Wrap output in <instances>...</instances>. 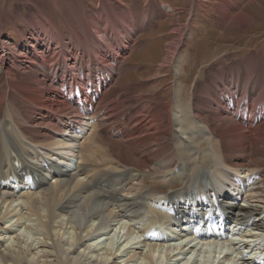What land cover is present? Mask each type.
<instances>
[{
  "label": "bare ground",
  "instance_id": "1",
  "mask_svg": "<svg viewBox=\"0 0 264 264\" xmlns=\"http://www.w3.org/2000/svg\"><path fill=\"white\" fill-rule=\"evenodd\" d=\"M68 1L72 6L62 17L64 31L54 11L46 12L29 0L36 16L27 32L13 25L23 39L21 51H16L14 42L8 57L7 45L0 43V63L7 64L0 74V264H240L239 252L227 255L217 248L214 256L211 250L181 243H146L141 233L152 226L169 230L165 206L181 219L199 215V204L198 208L183 204L204 188L225 190L227 181L238 174L251 178L246 202L234 205L225 198L222 204L231 219L263 235L264 120L246 129L226 109L222 96L235 89V94L263 101L264 57L234 61L203 89L196 88L200 80L191 93L187 85L189 100L184 106L178 103L183 95L181 82L169 88L172 105L149 95L137 99L133 89L122 86L121 104L110 102L118 88H107L97 101L99 109L86 113L95 120L90 132L82 135V141L67 139L64 133L81 124L85 111L71 106L55 87L57 81L80 70L113 81L135 41L134 32L144 29L142 20L136 24L122 1L113 7L102 0L98 13L79 7L78 0ZM234 1L219 6L215 14L219 24L239 13L238 1L244 0ZM2 12L3 23L8 16ZM237 16L250 25L252 18L247 14ZM81 21L83 29L78 28ZM110 27L125 35L100 38ZM123 27L130 28V34ZM180 43L183 46L184 40ZM114 49L120 54L113 64L97 63ZM167 49L168 57L177 51L175 46ZM59 55L63 64L57 61ZM178 60L174 69L181 80L179 70L186 60L181 52ZM107 105L111 112L105 116L99 106ZM121 105L126 107L120 109ZM137 111L148 115L136 123L132 117ZM122 122L127 126H113ZM206 160L212 164L204 167ZM169 173L168 184L173 176H179L183 184L171 193L155 194L143 183L146 174L164 182ZM30 181L35 184L33 191L19 194L13 190L17 185L10 184L30 185ZM248 259L241 264H249Z\"/></svg>",
  "mask_w": 264,
  "mask_h": 264
},
{
  "label": "rangeland",
  "instance_id": "2",
  "mask_svg": "<svg viewBox=\"0 0 264 264\" xmlns=\"http://www.w3.org/2000/svg\"><path fill=\"white\" fill-rule=\"evenodd\" d=\"M34 1L37 2L39 8L46 12H55V18L59 19H57V24L61 31L67 29L62 17L63 14L71 8V2L68 1V3H66V0ZM78 1H80L78 5L79 7H85L89 12L92 11L93 13H98L97 11L100 10V2L102 0ZM108 1L112 3L113 7L117 6V1H122L129 6V8H126L135 17L137 21L135 23L139 24L142 20V27L144 28L138 33L136 31L134 32L133 39L135 41L130 44L131 46L129 45V50L127 49V52L125 53L126 55L124 57L123 66L119 68L120 70L116 71L113 81L111 80V84H109L110 86L108 89H111L114 86L118 88L115 90L118 94L114 92L111 100H109L110 102H116L117 100V103L121 104L120 95L125 93H123L121 89L127 90L126 88H131L135 91L137 99L142 95H149L154 98H164L166 104L172 105L170 101H174V98L173 94L171 95V92H169V88L171 85L174 86L175 83L181 82V85L183 84V90L181 89L183 95L178 103L184 106L189 100V91L191 93L192 90H196L194 89V84L197 80H200V82L196 83V88L203 89L204 85L208 83V80L211 77L218 74L220 70L230 67V64L234 61H246L247 59L249 60L252 55L253 57H264V0H249L248 3H246V0H244L245 2L238 1V12H243L247 14L248 17L252 18L250 25L245 24L246 19L237 16L239 13L232 15L224 25H221L216 21V11H219L221 9L219 6L221 4H226L228 0ZM229 1L230 3L235 2L234 0ZM227 6L228 5H226L225 8L226 10ZM229 7L231 6L229 5ZM33 9L34 8L30 5L29 0H0V12L3 11L2 15L8 16L3 23L0 21V43L6 44L8 50L15 42L17 43L15 48L16 51H21L24 44L22 42L23 39H21L18 30H16L13 25H17L22 31L27 32L32 19L36 16L34 13L35 10ZM127 13L129 14L128 11H126V14ZM27 16L28 18L26 19L25 17ZM236 22L237 25H235ZM78 28L83 29L82 21L78 24ZM123 28H126L125 32L130 34V28ZM109 29L110 30L107 31H111L110 33L119 36L125 35L122 34V32H119V29L117 30L111 27ZM114 30L115 32H113ZM32 33L34 34L35 31L32 30ZM103 34L104 33H100L99 37L103 38ZM26 35L30 36L29 33ZM182 40H184L183 46H181L182 43H180ZM168 45L177 47L176 53L169 57L167 49L169 47ZM52 47H55L54 49L58 50L59 46L52 45ZM31 50L33 49H30V51ZM180 52L182 57L186 60L181 63L182 67L179 70L181 80H178L176 79L174 67L176 61H180L178 60ZM9 56L10 50L8 51V57ZM165 57H168V59H164ZM57 58L58 63L63 64V59L60 58V55L57 56ZM162 65L164 67H161ZM23 66L24 65L22 64L20 67ZM125 67H127V69ZM6 69L7 64L0 63V74ZM14 80L17 81V78H14ZM187 85H189L188 93L185 92ZM119 86H122L120 89L121 91L119 90ZM52 90L53 89H50L49 92ZM132 101L133 103L131 105L135 107V101ZM126 105H121L123 107L120 109H123ZM120 112L117 111V113ZM146 115H148L147 112L137 111L132 118L135 117L134 122L137 123L142 118H146L143 117ZM125 125L127 126V124ZM90 130L91 129L89 128L84 136L89 133ZM75 135L76 134L73 132L69 133V136H72L75 140L82 141V138L78 139V136ZM173 150H175V145H173ZM179 156L183 158L181 155ZM211 164L212 160H206L203 166L205 167ZM171 176L172 173H169L163 182L161 180H156L154 178L155 174H146L143 183L147 184L148 190L155 194H165L163 192L171 193L183 185L179 176H173L170 181L171 183L168 184ZM175 179H179L180 181ZM49 181L52 182L50 176ZM28 191L30 190L24 192ZM184 214H186V211Z\"/></svg>",
  "mask_w": 264,
  "mask_h": 264
}]
</instances>
